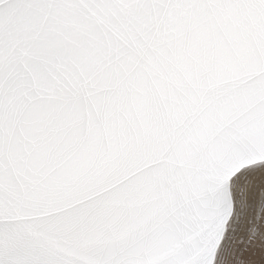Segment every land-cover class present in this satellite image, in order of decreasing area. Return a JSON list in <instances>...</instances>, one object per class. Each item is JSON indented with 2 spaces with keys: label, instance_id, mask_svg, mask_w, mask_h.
<instances>
[{
  "label": "snow or ice",
  "instance_id": "6c2138e0",
  "mask_svg": "<svg viewBox=\"0 0 264 264\" xmlns=\"http://www.w3.org/2000/svg\"><path fill=\"white\" fill-rule=\"evenodd\" d=\"M0 264H264V0H0Z\"/></svg>",
  "mask_w": 264,
  "mask_h": 264
}]
</instances>
